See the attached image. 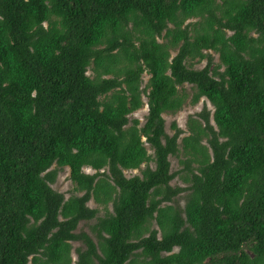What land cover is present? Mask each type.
<instances>
[{
	"label": "trees",
	"instance_id": "obj_1",
	"mask_svg": "<svg viewBox=\"0 0 264 264\" xmlns=\"http://www.w3.org/2000/svg\"><path fill=\"white\" fill-rule=\"evenodd\" d=\"M184 85L213 112L178 143ZM72 242L75 264H264V0H0V264Z\"/></svg>",
	"mask_w": 264,
	"mask_h": 264
},
{
	"label": "rangeland",
	"instance_id": "obj_2",
	"mask_svg": "<svg viewBox=\"0 0 264 264\" xmlns=\"http://www.w3.org/2000/svg\"><path fill=\"white\" fill-rule=\"evenodd\" d=\"M190 20H192V19H189L188 21H190ZM185 23H187V22H185ZM174 53H175V51H171V56L174 55ZM212 55H213L214 63H217L218 62L217 55L215 53H212ZM192 64H193V68L200 69L205 65V60H202L200 62H192ZM87 74L91 75L90 71H88ZM142 78H143V81H142V86H143L145 84L146 80L148 79V76L145 74V75H142ZM179 88L180 87H178V89ZM184 88H185V92H186L188 97H187V100L185 101V103L183 104L182 108L179 111L175 112L174 114H163L164 128H165V131L168 135H171L173 133V129H171L172 123H175L176 127L182 131V133L177 138L178 143H180L181 138L184 135H186V133H187V120H188L189 116H195L196 114L201 113L202 109L205 107H206L207 111H209V118H211V114L213 112L212 106L204 98H201L195 104H190L189 103V97H190V94L192 92L191 86L184 85ZM142 100L144 101V104L142 105V107L140 109H138L137 111H135L134 113L128 115L129 119H133V118L138 119V121H139L138 126H141L144 123L145 116L147 114V106L145 105V97L144 96L142 97ZM142 140H144V138H142ZM145 147L148 151V154H151L152 149L149 148V145L145 144ZM183 158L184 157L182 155L181 150L179 151L177 157L170 156L168 158L169 163H170L169 171L175 172V171H178L179 169H181L182 165L180 164L179 159H183ZM143 167H144V164L135 170H123V173L127 178L135 176V175L141 176V170L143 169ZM148 167L153 168V163H149ZM84 171L88 172V171H90V169L84 168ZM169 184L171 186H175V185L182 186L183 185L181 183V181L178 179V176H175L173 179H171ZM51 186L54 190L58 191L59 193H62L65 198L69 197L73 193L72 192L73 184H72L71 180L69 179V170L67 167H62L61 169L57 170L55 180L51 184ZM77 194H79V193H77ZM175 202L180 204V205H183L184 194H180L179 196H177L175 198ZM87 206H89L91 208L97 207V205L91 200L87 203ZM109 209L111 210L110 207H109ZM102 213H103V210L99 207L98 216H101ZM94 222H95L94 219L90 220V221L80 222L78 224L76 232L83 230L93 238V234L90 232L89 227ZM152 226L155 227L154 222H153ZM76 247H82V244L80 242H76V243L72 242V252H71L72 264H75V261H76V254L73 250Z\"/></svg>",
	"mask_w": 264,
	"mask_h": 264
}]
</instances>
